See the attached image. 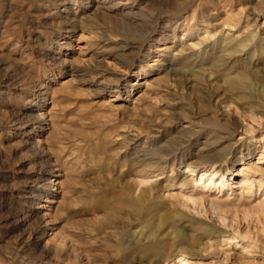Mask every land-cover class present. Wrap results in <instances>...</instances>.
Wrapping results in <instances>:
<instances>
[{"label": "rangeland", "instance_id": "1", "mask_svg": "<svg viewBox=\"0 0 264 264\" xmlns=\"http://www.w3.org/2000/svg\"><path fill=\"white\" fill-rule=\"evenodd\" d=\"M236 71L264 77V0H0V264L143 257L129 184L159 158L181 182L225 149L239 167L244 140L263 147L264 119L247 137L226 128L249 113L228 101ZM246 92L264 111L260 85ZM263 199L222 204L230 233L197 264H264Z\"/></svg>", "mask_w": 264, "mask_h": 264}, {"label": "bare ground", "instance_id": "2", "mask_svg": "<svg viewBox=\"0 0 264 264\" xmlns=\"http://www.w3.org/2000/svg\"><path fill=\"white\" fill-rule=\"evenodd\" d=\"M221 72L225 71L222 70ZM222 78L233 97L228 101H236L244 112H249L243 114L242 120L227 121V130L232 135L242 137L252 135L256 131L255 128L259 130L262 127L264 117L259 116L257 113L264 114V111H260L256 107L253 109V105L256 103L250 100L246 89L253 84H257L264 92V84L262 83L264 77L252 71H236L222 75ZM226 103L224 102L221 105ZM257 106L261 105L257 104ZM227 109H231V105ZM30 136V133H27V140H30L28 139ZM244 141L239 147L240 149L232 151V154L240 153V155H237V160L240 163L237 168L236 163L238 162L230 161L227 155L228 149H225L224 153L218 156V159L216 158L217 163L214 159L212 161L208 158L211 161H206V166H187L183 173L184 178L179 182L178 173L168 175L167 171L170 165L172 167L177 166L176 161L163 157V159L159 158L154 166H151L150 173L140 174L138 180L127 186L126 197L121 202L130 208L132 214L139 216L144 225L143 231L135 233L140 238L139 244L142 246L140 255L143 257L133 259L128 264H197L198 261L203 262L212 258L214 245L224 242L221 238L230 233L226 228L229 225L225 224V210H222V204L231 205V203L245 202L246 198L257 196V192L264 187V139L257 140V142L263 143V147L254 144L246 145ZM260 149L257 161L253 162L254 152ZM214 162L216 164L212 165ZM157 173L159 174L157 175ZM59 186L60 182L53 187L58 188ZM39 194L41 195L37 198H41L43 193L40 192ZM258 202L257 209L264 211V199ZM107 203V201L103 202V208L106 207ZM208 206L213 209L212 211L217 217L216 220L219 221V225H215L210 219L209 221L206 219L205 209ZM248 217L253 216L249 214ZM212 220L214 219L212 218ZM208 226H213L214 229L211 230ZM256 244H262V242L258 241ZM167 250L169 252H166ZM252 251L254 252V250ZM250 252L249 254H251ZM123 253L124 249H119V256ZM212 262L215 261H211V264H213Z\"/></svg>", "mask_w": 264, "mask_h": 264}]
</instances>
